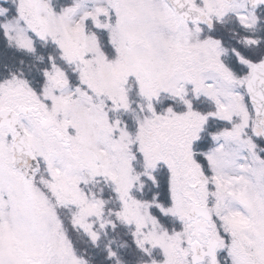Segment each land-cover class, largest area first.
<instances>
[{"label":"snow or ice","instance_id":"snow-or-ice-1","mask_svg":"<svg viewBox=\"0 0 264 264\" xmlns=\"http://www.w3.org/2000/svg\"><path fill=\"white\" fill-rule=\"evenodd\" d=\"M0 264H264V0H0Z\"/></svg>","mask_w":264,"mask_h":264}]
</instances>
